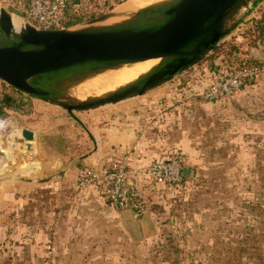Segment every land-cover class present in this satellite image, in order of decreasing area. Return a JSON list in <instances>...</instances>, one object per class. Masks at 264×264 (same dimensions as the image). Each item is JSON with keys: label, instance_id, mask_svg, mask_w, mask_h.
Segmentation results:
<instances>
[{"label": "crops", "instance_id": "obj_1", "mask_svg": "<svg viewBox=\"0 0 264 264\" xmlns=\"http://www.w3.org/2000/svg\"><path fill=\"white\" fill-rule=\"evenodd\" d=\"M262 16L264 0H250L236 15L227 35L230 50L225 56L216 54L202 67L193 85L196 92L213 80L219 65L232 58L264 62V32L260 35L255 28ZM242 27L248 29L246 33L239 32ZM258 82L264 83V75ZM255 84L205 106L193 101V116L187 115L186 106L176 107L175 121L173 112L165 116L162 112L160 119L150 121L136 106L126 121L109 111L80 116L76 126L92 145L79 164L73 163L58 177L53 173L45 179L0 178L1 260L11 264H120L122 256L130 257L138 247L159 238L164 205L155 203L164 195V188L147 186V210L136 217L129 209L113 208L98 188H76L73 182L83 167L107 166L124 157L131 168L144 166L172 147L181 149L186 166L194 170L184 188L196 184L195 200L184 206L187 215L215 231V225H224L226 243L264 241V117L252 114L251 120L229 122L220 120L217 113L234 101L244 103ZM202 105L216 112L214 120L195 115ZM29 128L34 132L30 147L34 152L41 145L39 132ZM198 196L206 202L197 204ZM133 220L139 232L126 226ZM230 243L227 251L232 253Z\"/></svg>", "mask_w": 264, "mask_h": 264}, {"label": "water", "instance_id": "obj_2", "mask_svg": "<svg viewBox=\"0 0 264 264\" xmlns=\"http://www.w3.org/2000/svg\"><path fill=\"white\" fill-rule=\"evenodd\" d=\"M249 1L168 0L119 23L61 29L37 28L26 22L16 30L11 13L0 8V79L68 112L114 104L142 95L203 60L231 31L233 20ZM107 15L89 22L102 21ZM149 59L161 60L133 82L104 96L72 100L63 88L81 76ZM3 139L6 147L21 153L24 147L30 150L34 132L22 128L0 134V164H7ZM193 174L192 168H182L184 178ZM14 176L25 179L20 171ZM128 225L139 232L136 220Z\"/></svg>", "mask_w": 264, "mask_h": 264}, {"label": "rangeland", "instance_id": "obj_3", "mask_svg": "<svg viewBox=\"0 0 264 264\" xmlns=\"http://www.w3.org/2000/svg\"><path fill=\"white\" fill-rule=\"evenodd\" d=\"M104 1H85L84 5L90 10H97L98 7L102 6ZM113 1L115 0H110V2ZM125 1L115 3L112 9L104 13H110V11L114 10V8L116 9ZM19 2L20 0H0V8H5L9 11L12 15V21L18 22L21 27L23 25V16L17 8ZM144 8L147 7H142V9ZM93 22L73 23L67 27L81 28L89 25L104 24L102 21ZM246 30H248L246 27H242L239 32L242 31L241 33L243 34L247 32ZM227 35L214 45L216 49L210 50L203 60L176 73L162 85L148 90L142 95L126 98L114 104H106L86 111L73 110L72 112H68L57 104L20 91L0 79V120L5 122L4 128L0 129V134L14 129L20 132L22 128L32 127L38 130V140L41 143L39 150L36 149L34 152L31 150L27 151L24 147L23 151L19 153L17 148L6 147V141L3 139V147L8 154V163L0 164V178L5 175L14 176L15 171H20V176L24 178L45 179L49 174H58L60 171H65L73 163L79 164L82 154L86 150H91L92 145L91 139L76 126L79 124L80 116L86 113L103 114L109 111L126 121L130 115L132 116V111H135L134 106H136V111L140 112V114H145L146 118L150 121L160 119L162 112H164V116L165 113L173 112V120L175 121L177 120L176 107L186 106L187 115L193 116V101H199L203 105L209 102L197 96L198 92L193 89V85L197 82L199 75H201L203 66H207L216 54H223L225 56V53L230 50L229 48L231 47L227 43L230 42L231 37ZM91 75L89 74L88 77ZM92 78L94 80V83L92 82L93 85H102L101 91L98 86L94 87V85L92 87V84H90ZM83 79H77L64 85L63 88L66 92L72 86V90L70 89L69 91L70 93H67L70 99L81 100L97 97L99 96L97 95L98 93L104 96L114 89L113 84H104L102 80L99 78L95 79L94 76ZM81 80H83V84L78 83ZM85 82H88L87 84L91 86L89 85L88 88H86L88 85L83 87ZM74 84H82L83 86H81L82 88H74L76 87ZM105 85L108 87H105ZM90 87L91 91L88 92ZM110 87H113L112 90H110ZM246 96L244 103L234 101L228 104L231 106L228 109H226V106H223L221 111L218 110L219 119L229 122L242 119L251 120L252 114L264 117V83L256 82L250 92L246 93ZM203 105L196 109L195 115L199 119L214 120V113L216 112ZM119 106L123 107V109H118ZM262 122L264 123V119ZM16 142L19 141L16 140ZM195 185L189 183L187 188L181 191L166 189L162 198L160 196L157 197L158 202L155 203L156 206L164 205V212L159 227V238L148 242L147 245L138 247L136 252L131 254L130 257L125 258L122 256L120 264H264L263 240L252 239L246 242L238 240L233 241V243L229 241L226 243L224 239V225H215L216 228L218 227L215 231L209 226L196 224V220L191 215H187L188 211L184 206L188 205V202L195 200ZM196 198L197 204L206 202L199 196ZM228 243L233 245L232 253L227 251L229 247Z\"/></svg>", "mask_w": 264, "mask_h": 264}, {"label": "built area", "instance_id": "obj_4", "mask_svg": "<svg viewBox=\"0 0 264 264\" xmlns=\"http://www.w3.org/2000/svg\"><path fill=\"white\" fill-rule=\"evenodd\" d=\"M76 0H20L18 11L23 23L37 28L61 29L75 24L70 18ZM213 80L197 96L209 102L234 96L243 88L258 82L264 75V62H248L232 58L221 64ZM2 121V120H0ZM5 124H3L4 128ZM1 128V129H2ZM186 157L181 149L173 147L165 156L154 158L147 165L131 168L126 157L107 166L83 167L73 182L76 188L93 186L101 190L107 202L115 209H130L136 217L147 210V186L181 191L186 178L182 168ZM52 248L49 247V253ZM0 264H11L2 261Z\"/></svg>", "mask_w": 264, "mask_h": 264}, {"label": "bare ground", "instance_id": "obj_5", "mask_svg": "<svg viewBox=\"0 0 264 264\" xmlns=\"http://www.w3.org/2000/svg\"><path fill=\"white\" fill-rule=\"evenodd\" d=\"M165 2H166V0H126L123 4L119 5L116 9L114 8V10L110 11V13H108V15L102 20V22H104V24L119 23V22L125 21V19L126 20L130 19L132 16L135 15L136 12L141 10L142 7H150V6L160 5V4H164ZM12 22H13L14 28L16 30H18L20 28L19 23L14 21V20ZM160 60L161 59H149V60H145V61H141V62L119 65V66H116L114 68L105 69V70H101V71L92 73V75L89 77L94 76L95 79L99 78L100 80L103 81L104 84L105 83H110L109 85L113 84L112 86L114 87V89L112 90L113 87L112 88L110 87L111 89L110 88L109 89L114 91V90H116L115 88H118V87L120 88L122 86H125L126 84L133 82L139 76L148 72ZM88 75L81 76L78 78V80L83 79V78H89ZM83 80H85V79H83ZM83 80H81V82L79 81L78 83H82ZM91 80L89 79V81H91L90 84H92V82L94 81L93 78ZM96 82H98V81L96 80ZM85 83H84V86L82 85L83 84L82 83L80 85L74 84V85H76V87H74V86L73 87L79 88L81 86L85 87L86 85H88L86 87V88H88L90 84H87L88 82H85ZM99 84H100V82H99ZM94 85L92 84V87ZM97 86L100 87V91H101L102 85L100 86L97 84ZM97 86L95 85L94 87H97ZM71 87H70V89H71ZM105 87H108V86L105 85ZM86 88H84V89H86ZM70 89H68V92L70 91ZM90 89H91V87L89 88V90L88 89H86V90H88V92H89V91H91ZM97 89H99V88H97ZM92 90H93V88H92ZM104 90H105V88H104ZM112 91H110V92H112ZM82 92H84V91H82ZM96 92L98 93V91H96ZM102 92H107V91H102ZM92 94H94V93H92ZM100 94L98 93L97 95L101 96ZM95 96H96V94H95ZM99 96H97V97H99ZM3 124H5V123L0 121V129L3 127Z\"/></svg>", "mask_w": 264, "mask_h": 264}, {"label": "trees", "instance_id": "obj_6", "mask_svg": "<svg viewBox=\"0 0 264 264\" xmlns=\"http://www.w3.org/2000/svg\"><path fill=\"white\" fill-rule=\"evenodd\" d=\"M91 1V0H85ZM84 0H76L74 2V7L72 8L73 12H70V18L73 22L80 23L84 21H91L99 16H101L105 11L112 9L113 5L116 3H120L123 0H115L110 2V0H105L102 6L97 8V10H90L87 6L84 5ZM124 3V2H123ZM20 3H18L19 5ZM90 5V4H89ZM256 30L260 33V35L264 32V16H262L255 23ZM216 46H214V50ZM248 62H256L255 60L246 59ZM38 97V96H36ZM40 98V97H38Z\"/></svg>", "mask_w": 264, "mask_h": 264}]
</instances>
